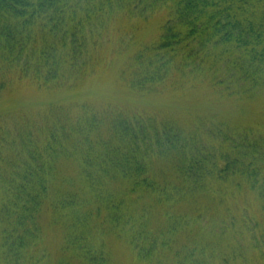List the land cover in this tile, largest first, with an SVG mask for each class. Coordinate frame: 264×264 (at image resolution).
I'll return each instance as SVG.
<instances>
[{
  "label": "trees",
  "instance_id": "16d2710c",
  "mask_svg": "<svg viewBox=\"0 0 264 264\" xmlns=\"http://www.w3.org/2000/svg\"><path fill=\"white\" fill-rule=\"evenodd\" d=\"M163 13L152 39L122 25ZM118 64L133 93L196 80L236 115L263 117L264 0H0V264H113L106 234L143 264H230L243 250L231 237L264 235V124L158 119L80 93ZM22 85L55 99L18 103ZM64 160L78 169L59 181ZM248 195L260 218L243 203L247 227L232 232Z\"/></svg>",
  "mask_w": 264,
  "mask_h": 264
},
{
  "label": "rangeland",
  "instance_id": "374dc122",
  "mask_svg": "<svg viewBox=\"0 0 264 264\" xmlns=\"http://www.w3.org/2000/svg\"><path fill=\"white\" fill-rule=\"evenodd\" d=\"M164 17V13L161 16L154 14L148 21H146L148 17L144 19L139 16L132 20L123 21L122 25L131 31V27L136 24L137 27H140V30L137 31V36L139 39H142V41H145L146 39H152V37L156 36L160 23L163 20L162 18ZM119 65L120 64L114 66L113 68L111 67L102 70L96 76L86 79L84 81L85 86H83L80 93L83 96H89L94 104L110 102L116 104L124 110L143 112L148 114V116H153L158 119L172 116L182 120L189 118L191 115L208 116L209 114L212 115L216 112L219 116L225 118L229 117L236 123L243 124L246 121H256V119H258V122H262L264 124V116L262 117L259 113L252 116L254 107H248L243 114L241 112L239 113L240 115H236L237 112H235L233 108L237 106L234 103L218 101L216 95L211 92L210 88L206 85L199 84L201 82L196 80H194V82H190L189 80L186 88L179 90L178 92H165L162 94L151 95L133 93L120 83L118 72ZM217 67L222 71L225 69L224 64L218 65ZM10 97L18 103H22V101H24L27 106L32 104V108L36 107V104H48L52 99H55V97L53 98L51 94L39 91L32 85H22L16 90V93ZM216 102L219 103L217 107L213 104ZM260 107L261 106H259L257 110L258 112ZM77 169L78 166L74 162L69 160L61 161L59 165V181L63 180L66 175L71 174L74 176ZM70 171L73 172L70 173ZM252 198H254L253 195H248L238 197V199L235 200L237 203L236 207H238L236 213L239 217L237 225L234 226L236 228H234L232 232H235L238 226L247 227L242 223L241 219H243V217L240 216L243 215V208H241L243 203H249L251 206H247L252 216L256 215V217L260 218V214H258V202L256 201L254 204L251 203L250 201ZM45 226L47 244L49 245L51 251L55 254L54 257L58 259L59 257L58 255L56 256V253L61 242L60 230L53 228L49 224L48 219H46ZM262 231L264 232V229H262ZM242 232V237L236 236L229 239L230 241L239 243V246L243 249L242 254H238L240 256L237 255L230 258L232 259L230 264H264L263 233L261 231L256 232L255 237H257V240L255 244L252 233L243 229ZM204 237L206 236H202V240H200L199 243L205 242ZM102 239H104V242L107 245V250L113 264H143L139 261L136 255V250L131 247V245L127 242V239L124 237L118 236V234H106L101 237V240ZM259 241H262L263 243H258ZM256 246H259L260 248L257 249ZM259 249H262V251L259 252ZM217 260V258L214 259V262H217ZM167 263L171 264L170 262H166V264Z\"/></svg>",
  "mask_w": 264,
  "mask_h": 264
}]
</instances>
